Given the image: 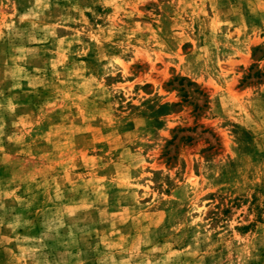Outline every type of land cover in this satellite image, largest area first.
<instances>
[{
	"label": "rangeland",
	"instance_id": "rangeland-1",
	"mask_svg": "<svg viewBox=\"0 0 264 264\" xmlns=\"http://www.w3.org/2000/svg\"><path fill=\"white\" fill-rule=\"evenodd\" d=\"M0 264H264V0H0Z\"/></svg>",
	"mask_w": 264,
	"mask_h": 264
}]
</instances>
